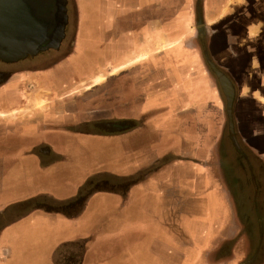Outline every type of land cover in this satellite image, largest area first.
<instances>
[{
    "label": "crops",
    "instance_id": "0c3cea01",
    "mask_svg": "<svg viewBox=\"0 0 264 264\" xmlns=\"http://www.w3.org/2000/svg\"><path fill=\"white\" fill-rule=\"evenodd\" d=\"M70 1L76 21L67 54L53 50L59 60L50 66L39 64L51 59L46 53L0 69V264H225L208 254L226 213L216 164L226 99L199 46L196 3ZM199 2L208 57L238 91L246 44L259 49L251 58H264V7L248 18L247 0ZM234 22L252 32L250 40ZM82 39L95 52L79 54ZM80 59L91 61L89 71L74 65ZM98 66L103 74L85 86L91 90L73 95ZM43 87L41 111L35 98ZM13 110L25 111L13 117ZM208 180L219 201L211 221L195 223L203 237L191 260L186 238L174 245L175 233L184 234L175 221L191 214L190 199H200ZM85 187L95 189L79 197ZM46 201L65 206H36Z\"/></svg>",
    "mask_w": 264,
    "mask_h": 264
},
{
    "label": "rangeland",
    "instance_id": "374dc122",
    "mask_svg": "<svg viewBox=\"0 0 264 264\" xmlns=\"http://www.w3.org/2000/svg\"><path fill=\"white\" fill-rule=\"evenodd\" d=\"M199 1L200 0H190V2L196 3L195 4V6H196L195 10H196V13H198L200 16V12L198 9V5L200 3ZM179 3H181V2H179ZM66 8L68 9L67 10L68 23H67L66 28H65V38L63 39L59 49L56 51V52H59L60 54H62V56L64 54H67L71 50L72 44H73V38H74V34H75L74 33V31H75L74 23L76 21V12L73 9V6H72L70 0L67 1ZM98 17H99V15L94 16V18H97V19H98ZM83 19H85V20L89 19V18H87V14L84 12H83ZM198 19H199V17L196 19L197 24H198ZM200 20H201V18H200ZM195 29H197V28H195ZM251 33L250 34L248 33L246 36L247 38H249L248 40L251 39ZM199 46H201V45H199ZM176 47H178V44L174 45V49ZM200 48H202V47H200ZM77 51L79 52V54H83V53L87 54V53L95 52V49H94V46L92 43H90L88 41H84V39H82L81 42H79L77 45ZM46 53H54V51L48 50L46 52L39 53L38 57L40 55H44ZM94 54H98V53H94ZM31 60H32V58H27L26 60L19 61L16 64H10V65H6V64L1 65L0 64V69L11 70V69L18 67V66H21L23 64L26 65V63H29ZM255 61H256V59L251 58V60L248 63L245 62L244 65L242 66V69L239 70L240 74H242V76H240V78H239V81H240V89L239 90L241 92L242 100L240 101L236 111H237L238 116H240V112H241L243 114L244 118L240 119V123H239L240 128H239V124H237L238 121H235V120H234V126H235V136H236L238 145L241 149V152L244 150V146L247 145V141L251 138V137H248V140L243 139L245 134H247V135L251 134L253 136L252 137L253 143L255 145L259 146L260 148L264 149V75H262V78H253L255 81V85L254 84L251 85L249 83V80L252 77L251 72L253 71V69L256 67V64H257ZM90 62L85 60V59H80V60H76L74 62V65L80 69L85 68V71H89L91 68ZM259 64H260V66H264V58L263 57L259 58ZM114 70H116V71H114ZM98 72L103 74L102 73V67L98 66L97 70L94 71L93 75L90 78L81 80L78 87L72 91V94L77 95L78 91L80 89H83V91H85V92L90 91L91 89H86L85 86L89 84L90 80L93 77H95ZM117 72H118L117 67H115L113 69V73H117ZM211 74L214 77L215 81L218 82L215 75L212 72H211ZM104 81H105V78H103L98 85L102 84ZM233 85L235 88V100H234V109H235V103H236L237 98H238L237 95L239 94V90L237 91V87H236L234 82H233ZM95 86H97V85H95ZM251 90L253 91V95L249 96L248 94ZM47 92H48L47 88L43 87V88H41L39 94L35 98V106L41 111L45 110L48 106L47 100L43 96ZM39 101H41L43 106H45L43 109H41L38 106ZM243 101H245V103ZM13 111H14L13 117H16L17 113L19 115H22V113L25 110H19V111L13 110ZM234 114H235V111H234ZM234 117H235V115H234ZM241 127H242V131L240 130ZM224 136L225 137L222 140V144H220L221 155L223 154L222 151L225 152V154L227 153L224 156V160L227 163V164L225 163V165L228 168L227 169V175H228V177H230L232 179L231 188H232L233 192L238 195V192L236 191V187L234 185L235 182H238L241 186L240 187L241 189L239 190V194H241L243 196L246 195V197L248 199V195H251V189H252V191H253V189L255 191L256 187L253 184H252V186H253L252 187L249 183L250 175H249V171L247 170V168L240 166L236 161V159H237L236 158L237 157L236 151H239V149H237V147L233 144L232 139L229 137L227 125H226ZM216 164L218 165L219 163L216 162ZM214 174H216L215 171H214ZM206 185H207V187H206ZM93 189H95V188H91V187L86 188L85 187L81 191L82 193L79 197L86 196L87 194H89V191H92ZM203 190H205L206 192L205 193L201 192L198 194L200 199H198V201L196 199L197 202L193 203L194 199H190L191 204H190V211L189 212L191 214L183 215L182 217H180L179 220L175 221V224H177L179 229H182L184 234L180 235V234H178V231H177V233H175L174 245L177 246L179 237L183 238V239L186 238V240H185L186 242L183 241V243H184V245H185V243H187L189 245V249H188L187 254L191 260L195 259V257H194L195 252H193L192 250L198 246V240L202 239V237H203L202 234H200L199 237H198V235H196L197 225H195V223L198 221H201V222L211 221L212 216H213V214H212L213 205L215 204V201H217V203L219 201V199H215L216 194H214V192H212V191H215V184H212L210 180H208L206 182L205 186L203 187ZM254 194L255 193H252V196ZM81 200L82 199H80V201ZM237 201L239 202L240 199H237ZM36 206H41L42 209L46 210V211L59 212V211H61V209H63L62 207H64L65 205L58 204L57 202L51 203V202L46 201L45 203H40L39 205H36ZM224 206H223V209H224ZM194 207L198 211L199 215H196V212H195L196 210L194 211V209H193ZM248 207L250 210L251 205ZM71 208H72V206H71ZM7 214L11 215V213H9V212H7ZM221 215H222V221H223L222 223L223 224L221 225L222 227L219 230L220 235H217V242L222 241V240H223V244L230 242V246L232 247L233 243H235L237 241V239L239 238L240 235H238V237H235L234 240L230 239L231 234L228 231L232 225V222L230 220H226V217H225L226 213L224 214V210H223V213H221ZM0 226H2V224H0ZM177 235H180V236L176 237ZM209 238H210L209 236L205 237L204 241H206V240L208 241ZM240 242H241V239H239L238 243H240ZM205 247H207V245ZM221 257H224V256H221ZM225 259L226 258H221L222 261H224ZM227 263H229V262H227ZM239 264H244V263H239Z\"/></svg>",
    "mask_w": 264,
    "mask_h": 264
},
{
    "label": "flooded vegetation",
    "instance_id": "af4514ba",
    "mask_svg": "<svg viewBox=\"0 0 264 264\" xmlns=\"http://www.w3.org/2000/svg\"><path fill=\"white\" fill-rule=\"evenodd\" d=\"M247 3L248 18L249 15L251 17H257L258 14L261 13L259 10L264 7V0H247ZM232 27L233 31L237 32V35L243 36V34H245L244 30L246 29H243V26H240L237 22H234ZM234 27H236V31ZM246 48L245 52H247L246 55L249 56V58H247L245 62L248 63L251 60V56L256 55L259 49L257 45L251 42L246 44ZM54 54L55 52L49 55L51 56L50 60L46 59L40 61V67L55 64L59 60V55L53 56ZM255 62L257 64L251 72V80H254L253 78H261L257 73L264 72V66H260L259 59H256ZM0 64L3 65L1 62ZM252 137L248 140L252 146L243 145L244 150L242 152L236 151L237 163L247 168L250 175L249 183L251 186L253 184L256 187L255 191L251 189V195H248V199L246 195L243 196L239 194L241 186L238 182L234 183L238 195L233 192L231 188L232 179L227 175L228 168L224 160V156L227 153L225 154V152L222 151L223 154L219 156V164L217 165L218 182L223 190V197L227 199V202H224L226 206L225 217L229 216L232 222L228 232L231 234L230 239L234 240L235 237H238V235L240 236L237 241L233 243L232 247L230 246V242L223 244V240L218 241V245L216 244L208 254V259L210 261H221L225 264H264V149L255 145L252 141ZM252 193L255 194L252 196ZM237 199H240V201L238 202ZM250 205L251 207L249 210L248 206ZM221 213H223V210H221ZM239 239H241L240 243H238ZM220 257L226 259L222 261Z\"/></svg>",
    "mask_w": 264,
    "mask_h": 264
},
{
    "label": "water",
    "instance_id": "95a60500",
    "mask_svg": "<svg viewBox=\"0 0 264 264\" xmlns=\"http://www.w3.org/2000/svg\"><path fill=\"white\" fill-rule=\"evenodd\" d=\"M66 5L67 0H0V62L13 64L48 50H58L68 23ZM198 17L205 61L226 99L228 134L241 151L235 136L233 81L209 59L199 14Z\"/></svg>",
    "mask_w": 264,
    "mask_h": 264
},
{
    "label": "bare ground",
    "instance_id": "6f19581e",
    "mask_svg": "<svg viewBox=\"0 0 264 264\" xmlns=\"http://www.w3.org/2000/svg\"><path fill=\"white\" fill-rule=\"evenodd\" d=\"M101 76H98L97 78H96V80H94V82H97V81H99V80H101Z\"/></svg>",
    "mask_w": 264,
    "mask_h": 264
}]
</instances>
